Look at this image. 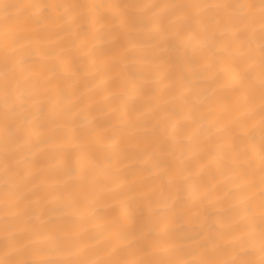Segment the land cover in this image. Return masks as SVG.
<instances>
[{
    "label": "snow or ice",
    "instance_id": "6c2138e0",
    "mask_svg": "<svg viewBox=\"0 0 264 264\" xmlns=\"http://www.w3.org/2000/svg\"><path fill=\"white\" fill-rule=\"evenodd\" d=\"M0 107V264H264V0H0Z\"/></svg>",
    "mask_w": 264,
    "mask_h": 264
},
{
    "label": "bare ground",
    "instance_id": "6f19581e",
    "mask_svg": "<svg viewBox=\"0 0 264 264\" xmlns=\"http://www.w3.org/2000/svg\"><path fill=\"white\" fill-rule=\"evenodd\" d=\"M9 2H17V0H9ZM22 2H35V0H22ZM58 2H65V0H58ZM95 2H103V3H127L133 2V0H95ZM148 3H159L162 0H146ZM106 47V45L102 44L99 41H94L88 45L84 50V56L88 57L89 55L98 56L99 52L94 51L96 49H101ZM137 48L143 52L145 56L148 57L147 60L144 61H136L129 62L128 72L129 79L133 76H139L140 74H147L153 67L151 62V49L146 44H138ZM100 79L93 78L90 75L84 74L81 77V80L78 85V93L77 95L83 97L87 102H92L96 99H99L100 92ZM71 95V90H68ZM3 124V109L0 107V126ZM120 133L118 135H122ZM137 135H143L142 132H137ZM131 151V150H130ZM143 165L134 157V155L130 154L121 165L123 169L122 175H126L128 177V186L130 191L128 195L123 196L121 199L123 201H127L128 205L133 209L136 207V202L139 201L141 194L146 192H152L154 188L153 177L154 173L149 171L141 172L140 169ZM0 185H2V180H0ZM87 190L84 188H79L76 190L74 195L77 198H84L87 196ZM102 225H86V227L94 230H99Z\"/></svg>",
    "mask_w": 264,
    "mask_h": 264
}]
</instances>
